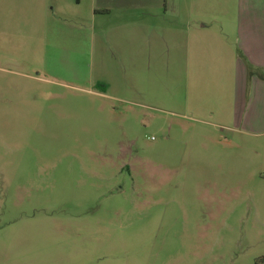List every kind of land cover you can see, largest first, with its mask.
I'll return each mask as SVG.
<instances>
[{
	"label": "rangeland",
	"instance_id": "1",
	"mask_svg": "<svg viewBox=\"0 0 264 264\" xmlns=\"http://www.w3.org/2000/svg\"><path fill=\"white\" fill-rule=\"evenodd\" d=\"M23 3L0 0V264H264L261 149L48 81Z\"/></svg>",
	"mask_w": 264,
	"mask_h": 264
},
{
	"label": "crops",
	"instance_id": "2",
	"mask_svg": "<svg viewBox=\"0 0 264 264\" xmlns=\"http://www.w3.org/2000/svg\"><path fill=\"white\" fill-rule=\"evenodd\" d=\"M23 1L37 8L48 81L104 84L112 113L146 100L214 129L222 151L254 144L264 168V0Z\"/></svg>",
	"mask_w": 264,
	"mask_h": 264
},
{
	"label": "trees",
	"instance_id": "3",
	"mask_svg": "<svg viewBox=\"0 0 264 264\" xmlns=\"http://www.w3.org/2000/svg\"><path fill=\"white\" fill-rule=\"evenodd\" d=\"M97 86H99V87H102V88L106 89V85H104V84H97Z\"/></svg>",
	"mask_w": 264,
	"mask_h": 264
}]
</instances>
